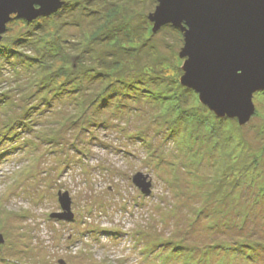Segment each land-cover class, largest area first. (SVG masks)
<instances>
[{
	"label": "rangeland",
	"instance_id": "374dc122",
	"mask_svg": "<svg viewBox=\"0 0 264 264\" xmlns=\"http://www.w3.org/2000/svg\"><path fill=\"white\" fill-rule=\"evenodd\" d=\"M157 4L64 0L61 15L42 19L46 30L22 17L7 24L0 264H264V89L247 122L218 115L182 83L184 35L170 23L154 29ZM115 40L134 44L120 55L131 61L103 66L115 75L95 96L102 68L87 79L80 64L109 59L93 53ZM46 73L65 80L49 106L36 78ZM137 172L149 175L148 194ZM65 193L70 219L53 216L67 212Z\"/></svg>",
	"mask_w": 264,
	"mask_h": 264
},
{
	"label": "water",
	"instance_id": "95a60500",
	"mask_svg": "<svg viewBox=\"0 0 264 264\" xmlns=\"http://www.w3.org/2000/svg\"><path fill=\"white\" fill-rule=\"evenodd\" d=\"M149 18L154 29L171 23L184 35L181 56H186L182 83L199 93V98L218 115L237 117L241 123L254 113L253 95L264 89V0H156ZM64 0H0V42L13 15L32 21L57 11ZM242 62L247 75L242 86L208 87L205 78L215 79L229 66ZM190 69V71H189ZM137 172L134 182L146 194L151 181ZM68 193L61 198L70 219ZM4 241L0 233V243Z\"/></svg>",
	"mask_w": 264,
	"mask_h": 264
},
{
	"label": "trees",
	"instance_id": "16d2710c",
	"mask_svg": "<svg viewBox=\"0 0 264 264\" xmlns=\"http://www.w3.org/2000/svg\"><path fill=\"white\" fill-rule=\"evenodd\" d=\"M96 3V0H85V8H90V6H92L93 4H95ZM63 5H64V3H63ZM61 6L57 11H55V12H53V13H51V14H46V15H41V16H39V17H37L36 19H34V20H32V21H25V25H24V27H28V26H30V25H35L36 27H38L37 28V30H38V32H40L41 30H46L45 28H41L40 26L43 24V23H41V21H42V19H48V18H52V16H55V15H61L62 13H63V11H64V9H65V7L64 6ZM88 5V6H87ZM92 8V7H91ZM98 12H99V10H98ZM99 13H101L102 14V10L99 12ZM16 18H21V17H17L16 15H13V18L12 19H16ZM11 19V20H12ZM24 19V18H23ZM9 23V22H8ZM41 23V24H40ZM171 24V23H170ZM172 25V24H171ZM174 28H176V30H180V28H178V27H176V26H174V25H172ZM161 27H163V26H161ZM160 27V28H161ZM159 28V29H160ZM122 29H123V27H120L119 28V30L120 31H122ZM158 30V29H157ZM6 31H7V29H6ZM6 31L3 33L4 35H7L6 34ZM181 31V30H180ZM35 34H37V33H35V32H31V33H29L28 35H26V34H24V33H21V34H19V37L17 38V41H15L14 42V46H12L11 48H10V50H9V52H10V54L11 55H14V54H16L17 52H19L20 51V49L21 48H23L22 47V44L23 43H27V42H29V40L30 39H28V37H30V36H32V35H35ZM27 37V38H26ZM146 40V39H145ZM145 40L143 41V39H142V43L143 42H145ZM141 43V44H142ZM132 45H134V44H131V42H129L128 44H126V42H122L121 43V41H119V40H115L114 42H112V43H110V44H108V45H104V46H102V48L103 49H101L100 51H96V52H94L93 54L95 55V56H97L98 54H100L103 50H105V51H107V52H109L108 54H109V56H110V58L109 59H107V60H105V61H103V62H100V61H97L96 59H92V60H94V63L93 64H87V65H85V66H83L82 64H80V68L81 69H85L86 68V70L87 69H89V71L90 72H87V73H84V76L83 77H85V78H93L94 76H93V74L94 73H92L91 71H92V69H93V67H95V68H97V67H100V68H102L101 70V75L102 76H104L105 77V79L103 78L102 79V81H101V87H100V90L96 93V94H94L95 96H97V95H101V93L103 92V91H105V89L109 86V84H110V82H109V80L110 79H112L113 77H114V75H115V73H114V70H111V69H105L103 66H105V65H109V64H113V63H118L119 64V67L121 66V63H123V64H127V63H130V61H131V57L130 56H128V57H122V58H120V55H121V52H122V50H127L128 48L127 47H132ZM143 45V44H142ZM33 46V45H32ZM125 52V51H124ZM39 55H37V56H27V59L26 60H28L30 63L31 62H33V61H40V57H38ZM75 57H77V56H74V58ZM13 61V60H12ZM81 61V58H79V62ZM104 63V64H103ZM83 67V68H82ZM121 69V68H120ZM29 70V69H28ZM16 72V71H15ZM73 72H74V70H73ZM48 75V73H46L45 75L44 74H40V75H38L36 78L37 79H39V82H42L44 79H45V81H43V87L46 89V91L45 92H43L42 93V97H41V101L39 102L40 104H46V106H49L50 105V103H51V98H55L56 97V95H59L60 94V92H59V88L65 83V80H61V79H59V76L57 75V78H50V79H48V78H46V76ZM49 76H52V75H49ZM76 82H74V84H72V87L74 86V85H76L75 87H77V86H79V84H75ZM46 87H48V88H46ZM77 89V88H76ZM65 90L67 91V92H72V90H74L73 88H70V87H66L65 88ZM52 92V93H51ZM92 92V91H91ZM5 94V93H4ZM4 94H1L0 95V103H3L4 102V100H5V97H7L6 95H4ZM7 101H9V97L7 98V100L5 101V103H8ZM8 120V119H7ZM20 122V120H18L17 122H16V119L14 120V121H12V122H9V123H7V124H4V128H7V131L5 130V133H3L2 134V132H1V134L3 135V136H8V138H10L9 137V135L7 134L8 132H11V129L13 128V126L15 127L16 126V123H19ZM13 132H15V131H13Z\"/></svg>",
	"mask_w": 264,
	"mask_h": 264
},
{
	"label": "snow or ice",
	"instance_id": "6c2138e0",
	"mask_svg": "<svg viewBox=\"0 0 264 264\" xmlns=\"http://www.w3.org/2000/svg\"><path fill=\"white\" fill-rule=\"evenodd\" d=\"M190 71V69H189ZM247 75V68L244 63L236 62L229 66V68L221 73L215 79L205 78L208 87H213L221 84H228L230 86H242Z\"/></svg>",
	"mask_w": 264,
	"mask_h": 264
}]
</instances>
